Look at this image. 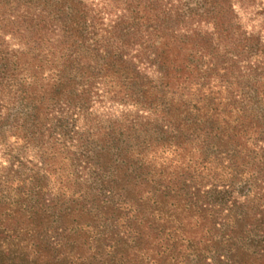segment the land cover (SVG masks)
<instances>
[{
    "label": "trees",
    "instance_id": "trees-1",
    "mask_svg": "<svg viewBox=\"0 0 264 264\" xmlns=\"http://www.w3.org/2000/svg\"><path fill=\"white\" fill-rule=\"evenodd\" d=\"M0 29V264H264V0H0Z\"/></svg>",
    "mask_w": 264,
    "mask_h": 264
},
{
    "label": "rangeland",
    "instance_id": "rangeland-1",
    "mask_svg": "<svg viewBox=\"0 0 264 264\" xmlns=\"http://www.w3.org/2000/svg\"><path fill=\"white\" fill-rule=\"evenodd\" d=\"M5 31H8V30H1V29H0V41L16 47V45H14V44H16V42L13 41L12 38L10 37V35L7 34V33H5ZM110 107H111V111H112V113H113L115 116H117V115L119 114V111L123 110L122 107H120V106H118V105H114V106L111 105ZM101 112H102V110H101V109H98V110L95 112V114L98 115V114H100Z\"/></svg>",
    "mask_w": 264,
    "mask_h": 264
}]
</instances>
